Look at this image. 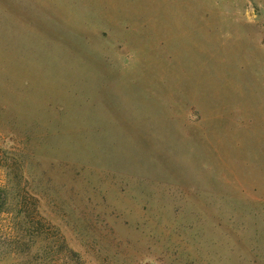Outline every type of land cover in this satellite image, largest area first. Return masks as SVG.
<instances>
[{
    "label": "rangeland",
    "instance_id": "1",
    "mask_svg": "<svg viewBox=\"0 0 264 264\" xmlns=\"http://www.w3.org/2000/svg\"><path fill=\"white\" fill-rule=\"evenodd\" d=\"M3 179L53 264H264V0H0Z\"/></svg>",
    "mask_w": 264,
    "mask_h": 264
},
{
    "label": "trees",
    "instance_id": "2",
    "mask_svg": "<svg viewBox=\"0 0 264 264\" xmlns=\"http://www.w3.org/2000/svg\"><path fill=\"white\" fill-rule=\"evenodd\" d=\"M15 193V184L9 179L4 183L3 179L0 183V214L9 215L6 218H9L7 225L12 220L13 228L17 230V233L20 234L22 228L25 231L24 234L18 235L10 243L27 245L25 259L27 257L26 260H38V264H53L56 258L53 259L52 254L55 253L54 251L57 246L63 248L65 253L64 259L71 260L74 258L76 252L65 244L64 238L58 236L54 239L52 235L46 232L48 229L46 225L49 222L39 211V199L36 197V194L34 195L29 189H26L25 194L28 195L30 201L24 200V198L19 201L18 199L13 200ZM16 210L20 211L19 215L16 216L15 214L11 216Z\"/></svg>",
    "mask_w": 264,
    "mask_h": 264
}]
</instances>
